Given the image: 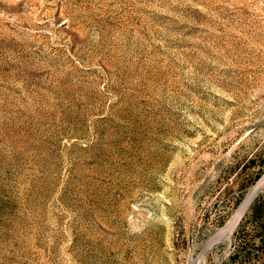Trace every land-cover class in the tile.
<instances>
[{
  "label": "rangeland",
  "instance_id": "obj_1",
  "mask_svg": "<svg viewBox=\"0 0 264 264\" xmlns=\"http://www.w3.org/2000/svg\"><path fill=\"white\" fill-rule=\"evenodd\" d=\"M262 179L264 0H0V264H264Z\"/></svg>",
  "mask_w": 264,
  "mask_h": 264
},
{
  "label": "bare ground",
  "instance_id": "obj_2",
  "mask_svg": "<svg viewBox=\"0 0 264 264\" xmlns=\"http://www.w3.org/2000/svg\"><path fill=\"white\" fill-rule=\"evenodd\" d=\"M261 181H264L263 179L261 180ZM257 186H258V184H257ZM254 187V186H253ZM259 187V186H258ZM256 189H255V187L253 188V189H251V191L247 194V196H246V198L244 199V201H243V203H241L242 205H241V207H240V210L238 211V214H237V218H239L240 217V215L243 213V211L245 210V209H247V207H248V205H249V203H250V201L253 199V197L255 196V193H256V191H255ZM239 209V208H238ZM236 218V219H237ZM233 221H234V219H233ZM231 224L234 226V224L231 222ZM231 224H229V225H231ZM228 227V226H227ZM226 228V227H225ZM224 228V230H226ZM228 229L229 228H227V231H228ZM222 232H223V230H222Z\"/></svg>",
  "mask_w": 264,
  "mask_h": 264
},
{
  "label": "water",
  "instance_id": "obj_3",
  "mask_svg": "<svg viewBox=\"0 0 264 264\" xmlns=\"http://www.w3.org/2000/svg\"><path fill=\"white\" fill-rule=\"evenodd\" d=\"M254 198V197H253ZM253 200V199H252ZM252 200L250 201V203L252 202ZM250 203H249V205H250ZM248 205V206H249ZM248 208V207H247ZM246 210V209H245ZM245 210L243 211V213L245 212ZM242 213V214H243ZM224 235V232L223 233H217V234H215L213 237H211L209 240H208V242H207V244L204 246V248H203V250H202V252H204L209 246H211L213 243H215L218 239H220L222 236Z\"/></svg>",
  "mask_w": 264,
  "mask_h": 264
}]
</instances>
